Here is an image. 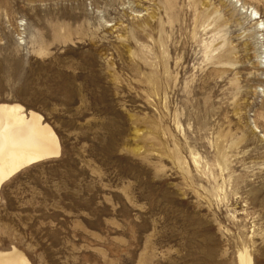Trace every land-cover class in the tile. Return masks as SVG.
<instances>
[{
	"label": "rangeland",
	"instance_id": "374dc122",
	"mask_svg": "<svg viewBox=\"0 0 264 264\" xmlns=\"http://www.w3.org/2000/svg\"><path fill=\"white\" fill-rule=\"evenodd\" d=\"M0 102L62 144L2 186L0 251L264 264V0H0Z\"/></svg>",
	"mask_w": 264,
	"mask_h": 264
},
{
	"label": "bare ground",
	"instance_id": "6f19581e",
	"mask_svg": "<svg viewBox=\"0 0 264 264\" xmlns=\"http://www.w3.org/2000/svg\"><path fill=\"white\" fill-rule=\"evenodd\" d=\"M240 6L247 12L250 10L245 4ZM254 12L257 11L252 9V14ZM256 25L259 26V21ZM61 152V140L43 114L27 109L20 103L0 102V200L5 182L26 167L59 157ZM193 159L198 164V158ZM238 253L239 264H254L253 255L248 248H243ZM0 264L32 262L22 250L13 246L0 251Z\"/></svg>",
	"mask_w": 264,
	"mask_h": 264
}]
</instances>
